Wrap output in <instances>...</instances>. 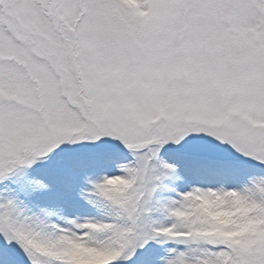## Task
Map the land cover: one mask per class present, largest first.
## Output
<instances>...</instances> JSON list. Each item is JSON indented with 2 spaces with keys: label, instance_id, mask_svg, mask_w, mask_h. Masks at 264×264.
Returning <instances> with one entry per match:
<instances>
[{
  "label": "snow or ice",
  "instance_id": "snow-or-ice-1",
  "mask_svg": "<svg viewBox=\"0 0 264 264\" xmlns=\"http://www.w3.org/2000/svg\"><path fill=\"white\" fill-rule=\"evenodd\" d=\"M0 264H264V0H0Z\"/></svg>",
  "mask_w": 264,
  "mask_h": 264
}]
</instances>
